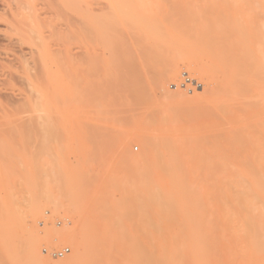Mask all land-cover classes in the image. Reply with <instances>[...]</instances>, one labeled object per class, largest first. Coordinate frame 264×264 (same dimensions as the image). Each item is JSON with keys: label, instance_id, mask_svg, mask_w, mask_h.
Masks as SVG:
<instances>
[{"label": "rangeland", "instance_id": "374dc122", "mask_svg": "<svg viewBox=\"0 0 264 264\" xmlns=\"http://www.w3.org/2000/svg\"><path fill=\"white\" fill-rule=\"evenodd\" d=\"M120 2L62 109L23 126L0 112V264H39L31 243L45 264H264V169L234 157L257 127L242 108L264 95L227 72L264 49V0ZM177 138L155 160L151 145ZM66 229L75 241L50 238Z\"/></svg>", "mask_w": 264, "mask_h": 264}, {"label": "bare ground", "instance_id": "6f19581e", "mask_svg": "<svg viewBox=\"0 0 264 264\" xmlns=\"http://www.w3.org/2000/svg\"><path fill=\"white\" fill-rule=\"evenodd\" d=\"M117 2H120V0H108L106 3L103 2V0L102 2L100 0H0L1 114H8V119H10L11 123L23 126V124L30 125L36 119L34 111H39V113H41L52 107L62 109L63 102L61 101V103L59 100L66 95L65 93L70 89H74L79 85L85 73H83L84 63H86L88 58L96 57L98 46L101 44L100 42H103L107 38L105 36L109 28H103L108 27L106 24L107 15L114 12L116 7L117 9L119 8ZM122 8L121 6V9ZM103 22L106 24L105 26ZM102 29L105 30L106 33ZM116 30L117 29H115V31ZM102 35H105V39ZM263 36L264 33H262L261 37ZM244 43L246 44V41ZM234 45L236 46L238 44L235 43ZM234 45L228 44L223 47V50L226 53L228 52V54L233 49L232 57L230 55L231 58L235 56L234 54L236 52L233 48ZM110 46L112 47V45ZM250 59H252V57ZM254 59L255 60H251V62L239 66H228V79L230 80L233 77L239 76L242 77V74L245 79V75L250 76L252 74L253 77L251 80L246 79V81H252V87L258 90V95L263 96L264 49L258 50L256 58ZM89 60L91 61V59ZM193 66L196 71H202L198 64H193ZM177 69V66L173 64L167 69V74L169 76H174L177 73ZM92 91H95V89ZM92 99L94 98L92 97ZM246 103L248 102L246 101ZM244 111L246 112L245 118L247 120H257L256 123L254 122L257 124V127L249 130L253 138L250 145H253V148L244 155H234V157H240V161L244 166L250 165L252 170H262L264 169V107H257L249 103L242 108V112ZM22 113L23 115H25L24 113L30 114L20 116ZM207 115L208 114L205 115L206 117L203 115L205 117L204 120L211 119ZM44 116L40 117L42 121L44 120ZM0 121H2V123L4 122L3 120ZM253 127L255 126L253 125ZM184 144V141L177 138L166 140L158 145H151V148H157L158 146L159 152L157 151L158 153L155 154V160L160 161L167 158L170 153L176 152L178 148L184 147ZM155 167L157 169L155 174L157 177V174L162 176L161 173L170 174L172 172V168L169 166L161 167L159 165ZM68 194H71V192ZM57 231L58 232L52 231L49 234L50 238L53 237L55 240L73 242L77 237L74 231L67 229L65 231ZM175 237L176 236H174L173 239ZM28 245L30 258L36 263L45 264V262L39 258L35 244L31 243ZM159 251H162V249ZM86 252L88 251L83 250V253ZM160 254L161 252L159 255ZM154 256H156V253H154ZM153 259L156 258L154 257ZM95 261L96 264L114 263L113 257L106 252L97 254ZM157 261H159V263H157ZM160 262V260H155L157 264H160ZM65 263L66 262H58L55 264Z\"/></svg>", "mask_w": 264, "mask_h": 264}, {"label": "built area", "instance_id": "2783aa9c", "mask_svg": "<svg viewBox=\"0 0 264 264\" xmlns=\"http://www.w3.org/2000/svg\"><path fill=\"white\" fill-rule=\"evenodd\" d=\"M187 84H191V80L188 79L187 81ZM186 84V83H185ZM194 84V83H192ZM194 86V85H193ZM47 254L51 255V256H54V257H63L65 254L69 253L70 252V248H64L62 250H59V251H49L48 249H45L44 250Z\"/></svg>", "mask_w": 264, "mask_h": 264}]
</instances>
